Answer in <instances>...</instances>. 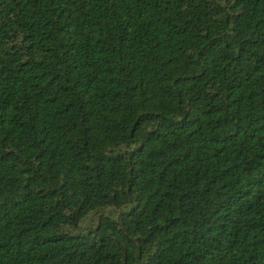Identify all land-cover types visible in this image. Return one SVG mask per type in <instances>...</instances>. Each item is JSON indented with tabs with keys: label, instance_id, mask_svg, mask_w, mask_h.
I'll return each instance as SVG.
<instances>
[{
	"label": "trees",
	"instance_id": "16d2710c",
	"mask_svg": "<svg viewBox=\"0 0 264 264\" xmlns=\"http://www.w3.org/2000/svg\"><path fill=\"white\" fill-rule=\"evenodd\" d=\"M0 264H264V0H0Z\"/></svg>",
	"mask_w": 264,
	"mask_h": 264
}]
</instances>
